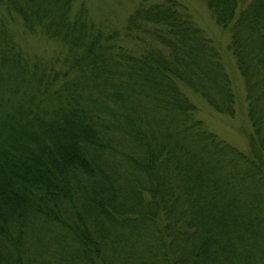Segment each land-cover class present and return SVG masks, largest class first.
Here are the masks:
<instances>
[{
    "label": "trees",
    "instance_id": "1",
    "mask_svg": "<svg viewBox=\"0 0 264 264\" xmlns=\"http://www.w3.org/2000/svg\"><path fill=\"white\" fill-rule=\"evenodd\" d=\"M228 30L249 146L219 52L177 0L121 29L76 0H0V264H264V0H204ZM57 42L44 57L15 29ZM16 26V27H13Z\"/></svg>",
    "mask_w": 264,
    "mask_h": 264
},
{
    "label": "rangeland",
    "instance_id": "2",
    "mask_svg": "<svg viewBox=\"0 0 264 264\" xmlns=\"http://www.w3.org/2000/svg\"><path fill=\"white\" fill-rule=\"evenodd\" d=\"M82 2L93 21L106 31L121 29L127 14L140 0H76ZM160 1V0H149ZM184 4L194 22L217 48L224 70L226 71L234 94V110L231 114L214 109L199 93L185 88L190 100L195 104V116L203 126L219 138L236 148L246 151L249 146L248 131L250 124L246 116L245 90L235 60L227 48L228 30L219 25L212 17L204 0H177ZM16 27V26H13ZM20 45L30 53L38 52L44 57L62 51L57 42L40 34L29 33L20 25L15 29Z\"/></svg>",
    "mask_w": 264,
    "mask_h": 264
}]
</instances>
